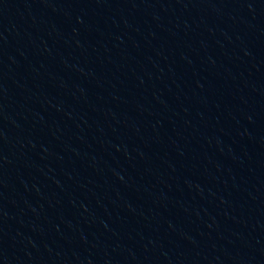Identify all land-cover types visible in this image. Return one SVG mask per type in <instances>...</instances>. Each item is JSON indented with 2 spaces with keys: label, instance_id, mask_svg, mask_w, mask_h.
Listing matches in <instances>:
<instances>
[{
  "label": "water",
  "instance_id": "95a60500",
  "mask_svg": "<svg viewBox=\"0 0 264 264\" xmlns=\"http://www.w3.org/2000/svg\"><path fill=\"white\" fill-rule=\"evenodd\" d=\"M0 264H264V0H0Z\"/></svg>",
  "mask_w": 264,
  "mask_h": 264
}]
</instances>
